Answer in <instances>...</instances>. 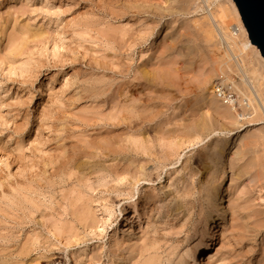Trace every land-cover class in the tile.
I'll return each instance as SVG.
<instances>
[{
	"label": "rangeland",
	"instance_id": "obj_1",
	"mask_svg": "<svg viewBox=\"0 0 264 264\" xmlns=\"http://www.w3.org/2000/svg\"><path fill=\"white\" fill-rule=\"evenodd\" d=\"M208 1L0 0V264H264V106L202 101L245 88Z\"/></svg>",
	"mask_w": 264,
	"mask_h": 264
},
{
	"label": "bare ground",
	"instance_id": "obj_2",
	"mask_svg": "<svg viewBox=\"0 0 264 264\" xmlns=\"http://www.w3.org/2000/svg\"><path fill=\"white\" fill-rule=\"evenodd\" d=\"M187 1L189 4V0H187ZM205 1L209 2L208 0H205ZM225 4H227L230 7L231 13L233 14V16L237 20V28H238L237 34L236 33L235 34L234 33H228V34L223 33V28L221 27L220 20H221L222 16H224V11H223L224 7L223 6ZM217 9H220V10L216 11V12L215 11L210 12L211 11L210 10L208 13V16H206V17H209L210 21H212V20L215 21V24H217L218 25L217 27H219L220 31H222L221 32L222 35L224 34V36L227 40V44L233 52V54H232L231 50H229L230 53L233 55V56L231 55L232 58H230V59L232 61H234L235 64L237 65V67H238L237 69H238L240 76H241V83L245 87V88L239 89V87L232 84L235 89H238L240 96L243 97L242 100L240 101L241 111H238L236 109V107L234 105V103H235L234 100H232L228 103H224L221 99H219L217 97V95L215 94V84L211 85L208 89H206L202 93L201 96H202V101H205L209 108L211 107V108L215 109L218 112L217 115L219 117H221L223 120L233 121V122L237 123L239 121V119L243 120L247 115H248V117L250 116L249 115L250 112L248 110H250L252 113V111L255 112L258 109L260 111V109H261L260 107L264 106V92L261 91V89H260V87H262V86L264 88V60H263L264 58L262 56H260L261 54L259 53L258 50H255V52H254L255 55L263 63L262 68H260V69L256 68L253 63L246 65L247 58L244 56L243 48L240 46V43H238L237 41H239V38L242 37L243 40L246 42V44L249 45L250 40L248 41L249 38L247 39L248 35L246 33V30L243 26L241 19H239V13H238V10L236 8V5L234 4V2L232 0H222V3L220 2L218 4ZM222 13H223V15H222ZM211 34H210V36H212ZM244 102H245V104H244ZM250 108H252L253 110H251ZM262 109H263L262 111L264 113V107ZM247 112H249V113L247 114ZM254 112H253V114H254ZM263 113H262V115H263ZM199 127H202V126H199ZM198 129H200V128H198ZM262 139L264 140V138H262ZM223 142L224 143L218 147V153L215 156L216 161H219V162L225 161L227 155L229 153H231V150H233V149H234V152H232V155H239L242 153V152L240 153L238 147H237V149L235 148L237 145L239 146V144H237L235 142L230 143L227 140H225ZM222 195H223V192H222V188H220V187L218 190L212 191V193H210V203H213V204H214V202H220L221 203V201L223 199ZM132 208H133V210H136V204L135 203L132 204ZM225 213H226L225 207L221 206L220 210L218 211V214H217L218 217L212 216L207 222H205L204 230H203V236H202V239H201L199 246H198L200 249L205 250L208 247L209 240L212 239V237H213L212 233L215 230L216 222H217V220H219L218 219L219 217L221 219H223ZM193 264H200V263L197 262V260L196 261L194 260Z\"/></svg>",
	"mask_w": 264,
	"mask_h": 264
},
{
	"label": "water",
	"instance_id": "obj_3",
	"mask_svg": "<svg viewBox=\"0 0 264 264\" xmlns=\"http://www.w3.org/2000/svg\"><path fill=\"white\" fill-rule=\"evenodd\" d=\"M250 42L264 58V0H232Z\"/></svg>",
	"mask_w": 264,
	"mask_h": 264
},
{
	"label": "built area",
	"instance_id": "obj_4",
	"mask_svg": "<svg viewBox=\"0 0 264 264\" xmlns=\"http://www.w3.org/2000/svg\"><path fill=\"white\" fill-rule=\"evenodd\" d=\"M215 94L224 103H228L236 98L231 86L229 84H223L222 81H216Z\"/></svg>",
	"mask_w": 264,
	"mask_h": 264
}]
</instances>
